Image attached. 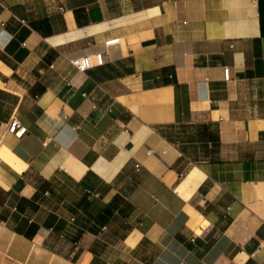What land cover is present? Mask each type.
<instances>
[{
  "label": "crops",
  "instance_id": "1",
  "mask_svg": "<svg viewBox=\"0 0 264 264\" xmlns=\"http://www.w3.org/2000/svg\"><path fill=\"white\" fill-rule=\"evenodd\" d=\"M0 264H264V0H0Z\"/></svg>",
  "mask_w": 264,
  "mask_h": 264
},
{
  "label": "built area",
  "instance_id": "2",
  "mask_svg": "<svg viewBox=\"0 0 264 264\" xmlns=\"http://www.w3.org/2000/svg\"><path fill=\"white\" fill-rule=\"evenodd\" d=\"M110 43L111 41L106 42L107 45ZM103 56H104L103 53L98 52L92 55H84V56L72 58L69 60V63L77 71L83 72L92 67L101 65L103 63ZM228 76H229L228 68H224L225 79H228ZM9 131L14 133L15 136L20 137L24 133L25 127L21 126L20 123L16 119H13L9 124ZM209 230H210L209 227H206L203 229V231L206 233H208Z\"/></svg>",
  "mask_w": 264,
  "mask_h": 264
}]
</instances>
